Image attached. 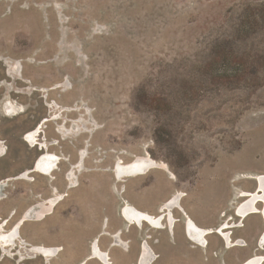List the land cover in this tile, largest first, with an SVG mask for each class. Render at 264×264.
Returning a JSON list of instances; mask_svg holds the SVG:
<instances>
[{
  "label": "rangeland",
  "instance_id": "1",
  "mask_svg": "<svg viewBox=\"0 0 264 264\" xmlns=\"http://www.w3.org/2000/svg\"><path fill=\"white\" fill-rule=\"evenodd\" d=\"M39 124L59 159L52 177L30 173L42 151L24 138ZM141 160L154 168L117 174ZM260 175L264 0H0V223L9 232L56 203L0 245V264H102L95 240L110 264H140L144 249L145 264L152 251L154 264H241L264 255L261 216L236 214ZM127 204L167 215L164 229L134 225ZM186 216L211 231L206 246Z\"/></svg>",
  "mask_w": 264,
  "mask_h": 264
},
{
  "label": "bare ground",
  "instance_id": "2",
  "mask_svg": "<svg viewBox=\"0 0 264 264\" xmlns=\"http://www.w3.org/2000/svg\"><path fill=\"white\" fill-rule=\"evenodd\" d=\"M16 107H13L10 105L6 108V105H5V108H6L5 114L7 115L9 114L10 116H13V117L18 116L20 114V111H18ZM49 121L50 119L47 118L43 122L45 124ZM42 125L43 124H39L34 130L28 132L24 138V142L33 148L39 147L40 150L42 151V154L37 158V160L35 161L33 165L34 169L33 168L31 169L32 172L40 176L52 177L54 173L56 172V170L58 169L59 159L50 153L47 143L46 142L44 143V141L40 139L43 133ZM154 165L155 164L152 160L150 161L141 160V161H136L130 164H119L116 172L119 176H123V177H138L144 174L145 172H147L149 169H153ZM26 177H27V174L22 176L21 179H25ZM255 180L258 181L257 190L259 189V191H254L251 194H247L249 196L248 199L246 200L244 199V201L241 203L240 207L238 208V213L243 218L247 217L249 214L252 215V214H255L256 212L258 213V211H260V214L264 216V203L263 202H262V207L259 210V203H261V201H264V175L255 177ZM9 181L10 180H6L0 183V200L5 198L4 192L7 187V182ZM178 199L179 197L172 198L168 202L171 205L169 204L166 205L168 206V210L170 212H172L173 206L176 204L175 201H177ZM55 207H56V203L54 201L40 203L38 206H36L35 208H32L31 210L25 213L26 215L22 218V220H20L14 226V228L10 231L11 234L10 232H6L4 230L5 229L4 226L0 225V245L2 247L7 248V247H10L12 243L13 244L16 243L17 240H20L21 238L22 227L25 225V223L28 220L31 219L32 215L34 216L36 220H41L45 216L51 214L52 210ZM166 212L167 210L165 209L164 213ZM123 214L129 221L133 222L134 225L138 223L139 225H142V226L148 225V226H152L155 228H160V230L164 229V221L165 220L167 221V216L166 217L164 216V218H162L161 216L154 217V216L149 215L146 212H142L138 210L136 207L130 204H127V207L124 208ZM175 222H176L175 218L171 217L166 227L168 231H171L172 233H174ZM185 225H186V230H188V233L192 238L196 240L198 238L199 243H202L203 246L207 245V242H208L207 236L211 233V231L200 228L191 219H188L187 223L185 222ZM219 232L221 233V235H223L224 239L226 240L227 245L229 244L231 246L233 242L230 239L231 238L230 234H228L227 231L222 230V229H220ZM97 241L98 240H95V243L92 245V254H91L90 259L98 260L102 264H110L109 255L100 249L99 244L96 243ZM260 243L264 245V233L262 234ZM34 251H36V253L43 258H52L56 256L58 249L48 248V247H43V246H36L34 248ZM148 256L151 257L148 263L154 264L156 262V261L152 262L153 261L152 258H154L155 256L154 252L152 251L151 253H149ZM146 259H147V250L144 249L142 250L140 264H145ZM242 264H264V256L254 255Z\"/></svg>",
  "mask_w": 264,
  "mask_h": 264
},
{
  "label": "flooded vegetation",
  "instance_id": "3",
  "mask_svg": "<svg viewBox=\"0 0 264 264\" xmlns=\"http://www.w3.org/2000/svg\"><path fill=\"white\" fill-rule=\"evenodd\" d=\"M30 173H34V172H32V170H31ZM18 179H19V178H18ZM251 179H252V178H251ZM7 180H11V179H7ZM253 180H255V179H253ZM5 181H6V180H5ZM255 181H256V183H257V187H258V181H257V180H255ZM7 183H8V182H7ZM7 186H8V185H7ZM257 187H256L255 191H259V189L257 190ZM6 188H7V187H6ZM5 191H6V189H5ZM253 192H254V191H253ZM253 192H251V193H253ZM4 193H5V192H4ZM251 193H250V192H249V193H246V194L243 193V195H242L241 197L245 198V200H246V199H248V197H249L247 194H251ZM5 198H6V194H5ZM5 198H4V199H5ZM262 202L264 203V201H261V203H259V210H260L261 207H262ZM239 207H240V206H239ZM239 207H238V208H239ZM238 208H237V210H236V214H237L238 217H240V218L243 219V220H245L246 218H248L249 216H252V215H257V214H258V215L261 216L262 221H263V232H262V234H263V233H264V216H263L262 214H260V211H258V213L256 212L255 214H252V215L249 214L247 217L243 218V217H241V216L239 215V213H238ZM166 216H167V215H165V217H166ZM23 217H24V216H23ZM23 217H22V218H23ZM22 218H21L20 220H22ZM188 219H189V217L186 216V223H187ZM20 220H19V221H20ZM9 221H10V220H8V219L2 220L1 223H0V225L3 226V224H4V228H5V227L8 225ZM19 221H18V222H19ZM18 222H17V223H18ZM17 223H16V224H17ZM16 224H15V225H16ZM15 225H14V226H15ZM166 227H167V226H166ZM13 228H14V227H13ZM13 228H12V229H13ZM220 229H222V228H220ZM166 230L168 231L167 228H166ZM222 230H223V229H222ZM9 232H10V231H9ZM216 232H217V234H220V235H221V233H220L219 231H216ZM168 233H169V235H174V233H172L171 231H168ZM227 233L230 234V237H231L230 239H231V241L233 242V243L231 244V246H228V248L234 247L233 245H234L235 241L232 239V233H231L230 231H227ZM262 234H261L260 237H259V243H260V241H261ZM221 237H222L223 241L225 242L224 244H225L226 247H227V243H226V240L224 239L223 235H221ZM253 256H254V255H253ZM262 256H264V255H262ZM251 257H252V256H251ZM251 257H250V258H251ZM250 258H248V259H250ZM248 259H247V260H248ZM247 260H246V261H247ZM246 261H244V262H246ZM244 262H243V263H244ZM241 264H242V263H241Z\"/></svg>",
  "mask_w": 264,
  "mask_h": 264
},
{
  "label": "crops",
  "instance_id": "4",
  "mask_svg": "<svg viewBox=\"0 0 264 264\" xmlns=\"http://www.w3.org/2000/svg\"><path fill=\"white\" fill-rule=\"evenodd\" d=\"M3 226H4V224H3Z\"/></svg>",
  "mask_w": 264,
  "mask_h": 264
},
{
  "label": "water",
  "instance_id": "5",
  "mask_svg": "<svg viewBox=\"0 0 264 264\" xmlns=\"http://www.w3.org/2000/svg\"><path fill=\"white\" fill-rule=\"evenodd\" d=\"M34 169V168H33Z\"/></svg>",
  "mask_w": 264,
  "mask_h": 264
}]
</instances>
